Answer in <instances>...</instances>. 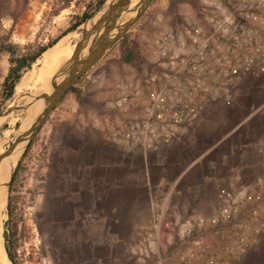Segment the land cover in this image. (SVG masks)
<instances>
[{
	"label": "built area",
	"instance_id": "built-area-1",
	"mask_svg": "<svg viewBox=\"0 0 264 264\" xmlns=\"http://www.w3.org/2000/svg\"><path fill=\"white\" fill-rule=\"evenodd\" d=\"M152 53L153 61L129 85L138 101L131 94L127 100L134 103L123 104L135 113L115 132L126 149L156 152L174 144L242 79L264 76V0H206L196 18L156 36ZM263 244L264 173L235 187L220 185L211 213L156 212L135 261L248 264Z\"/></svg>",
	"mask_w": 264,
	"mask_h": 264
},
{
	"label": "rangeland",
	"instance_id": "rangeland-1",
	"mask_svg": "<svg viewBox=\"0 0 264 264\" xmlns=\"http://www.w3.org/2000/svg\"><path fill=\"white\" fill-rule=\"evenodd\" d=\"M204 1L154 0L124 36L133 60L123 59V38L75 85L79 98L68 93L47 118L25 150L9 193L5 195L3 222L8 221L10 199L13 214L10 228L16 229L13 239L20 264H136L129 248H114L110 263L107 260L95 263L92 256L98 249L81 247L78 227L82 222L73 211L78 207L79 197V186L74 182V167L79 163L73 159V150L99 143L100 147L104 146L100 132L104 127L103 117L107 114L111 122V113L114 117L120 116L118 97L139 79V69L153 61V39L169 31L175 23H183L191 14L197 16ZM97 3L98 0H23L13 8L0 6V43L13 44L19 55H25L55 43L69 31L61 39L64 48L57 53L59 57L65 50L75 49L83 39L85 26L74 28V25L85 12H93ZM9 59L7 54L0 55L1 113L13 105L27 104L28 95L33 93L31 89L40 85L35 83L19 91L16 88L13 99L2 106V84L10 68ZM43 61L41 57L30 71L39 69ZM26 115V110L15 111L0 121V155L9 148L10 139L20 131ZM83 236L87 239V235ZM101 250L104 253L105 249Z\"/></svg>",
	"mask_w": 264,
	"mask_h": 264
},
{
	"label": "crops",
	"instance_id": "crops-1",
	"mask_svg": "<svg viewBox=\"0 0 264 264\" xmlns=\"http://www.w3.org/2000/svg\"><path fill=\"white\" fill-rule=\"evenodd\" d=\"M22 1L0 0V6L13 8ZM122 94L117 104L126 112L111 113V122L107 114L103 117L104 146L93 143L73 150L79 163L74 167L79 197L73 211L82 222L81 247L98 249L92 256L95 263H110L119 246L132 250L136 260L140 238L156 212L176 217L211 213L219 185L235 187L264 173V76L242 79L231 97L209 107L190 134L156 152L126 149L115 138L135 113L123 104L138 101L130 88ZM131 94L133 101L127 100ZM248 264H264V244Z\"/></svg>",
	"mask_w": 264,
	"mask_h": 264
},
{
	"label": "water",
	"instance_id": "water-1",
	"mask_svg": "<svg viewBox=\"0 0 264 264\" xmlns=\"http://www.w3.org/2000/svg\"><path fill=\"white\" fill-rule=\"evenodd\" d=\"M132 0H106L84 24L85 34L76 45L71 59L60 69L50 82V93H32L28 95L29 102L22 107L12 106L0 114V121L7 119L15 111H24L37 103H42L41 109L30 121L25 131H20L10 139V146L0 155V165L8 160L20 147L21 154L12 167L10 177L1 185L7 191L11 188L19 162L40 131L47 118L54 112L64 97L75 87L107 52L121 41L125 34L136 25L150 8L154 0H141L140 4L131 9Z\"/></svg>",
	"mask_w": 264,
	"mask_h": 264
},
{
	"label": "bare ground",
	"instance_id": "bare-ground-1",
	"mask_svg": "<svg viewBox=\"0 0 264 264\" xmlns=\"http://www.w3.org/2000/svg\"><path fill=\"white\" fill-rule=\"evenodd\" d=\"M141 1L132 0L130 4L131 9H135ZM64 40L58 42L54 47L49 49L43 54L44 61L39 69L32 70L25 74L21 82L17 86V91L26 89L32 84L40 83L38 87H34L31 90L33 93H50V82L53 77L60 71V69L71 59L74 53V48L65 50L59 57H56L57 53L64 48ZM70 52L69 55H66ZM33 87V86H32ZM22 99V98H21ZM18 105V104H17ZM11 106V105H10ZM14 106V105H13ZM42 103H37L27 110V115L25 120L21 123V131H25L32 120V118L41 109ZM21 149L20 147L17 151L4 163L0 165V186L7 182L10 177L11 169L17 163L20 158ZM12 161V163H10ZM7 191L0 187V264H12L8 259L5 250V240H4V216L3 213L6 208V196Z\"/></svg>",
	"mask_w": 264,
	"mask_h": 264
},
{
	"label": "trees",
	"instance_id": "trees-1",
	"mask_svg": "<svg viewBox=\"0 0 264 264\" xmlns=\"http://www.w3.org/2000/svg\"><path fill=\"white\" fill-rule=\"evenodd\" d=\"M105 1L106 0H98V3L93 12L87 11L83 14L82 17L77 18V22L74 25V28H79L80 26L84 25L92 17L94 12L97 11L104 4ZM176 1H180V0H172V2H176ZM68 33L69 31L66 34H64L61 38H59L55 43H52L46 47H42L37 51H33L25 55H19L18 48L13 44L0 43V55L7 54L10 57L9 59L10 68L2 84V92H1L2 106L7 105V103H9L13 99L16 92V88L18 84L21 82L23 75L27 71H30L33 68V66L38 62V60L43 56V54L46 53L52 47H54ZM121 44L124 52V56H123L124 61L131 62L133 60V54L130 52L129 45H127V41L125 38L121 41ZM69 93L76 94L78 98L80 96L79 91L75 87H73ZM0 113H1V107H0ZM7 209H8V221L4 224L5 250L8 259L12 264H20L15 256V243L13 239L16 236L15 235L16 229H14L13 231V228H10L12 225L11 222L13 215L12 204L10 199L8 200Z\"/></svg>",
	"mask_w": 264,
	"mask_h": 264
}]
</instances>
